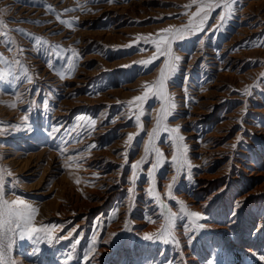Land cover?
<instances>
[{
	"label": "rangeland",
	"instance_id": "374dc122",
	"mask_svg": "<svg viewBox=\"0 0 264 264\" xmlns=\"http://www.w3.org/2000/svg\"><path fill=\"white\" fill-rule=\"evenodd\" d=\"M233 7L225 29L215 30L217 8L207 21L211 29L173 43L181 59L168 81L176 107L167 123L180 126L179 143L193 167L192 181L187 167L176 177L170 199L176 168L167 133L153 141L165 160L151 179L154 155L135 180L131 169L144 157L160 102L143 106V131L128 102L163 67V56L140 63L155 52L145 38L187 25L197 11L192 0H0L6 25L0 31L14 41L6 45L0 36V169L12 173H5L6 198L19 196L38 207L35 226H47L54 238L75 229L67 239L35 245L37 255L35 241L17 237L8 252L15 264H264V0H238ZM24 33L47 45H34ZM57 45L74 47L81 57L64 78L66 61L57 59ZM17 59L31 83L20 75ZM136 133L129 149L125 139ZM157 196L177 216L167 240L145 241L144 234L165 223ZM178 200L208 217L198 222L205 228L191 242L193 229ZM93 236L97 251L86 262Z\"/></svg>",
	"mask_w": 264,
	"mask_h": 264
},
{
	"label": "snow or ice",
	"instance_id": "6c2138e0",
	"mask_svg": "<svg viewBox=\"0 0 264 264\" xmlns=\"http://www.w3.org/2000/svg\"><path fill=\"white\" fill-rule=\"evenodd\" d=\"M104 2L112 3L113 0H104ZM192 3L196 5L197 11L192 14L187 25H184L180 28L169 27L167 29H163L160 33H157L155 38L151 36L145 38L153 44L155 47V52L150 59L141 61L140 63L147 66L152 64L154 60L163 56L165 58L163 61V67L160 68L159 77L155 81H153L151 84L146 83L143 86L144 90L142 95L135 96L131 101L128 102L130 111L133 109V106L138 110V112H134L133 114L136 117V127L139 128L140 131L144 130L143 123L141 121V114L145 112L146 109L143 106L146 105L150 99H155L160 102L155 126L152 131L148 133V140L144 147V157H142L140 161L132 163L131 169L133 178L135 180L136 173L142 170V165L147 162L149 155H154L155 159L151 165L152 171L148 173V178L151 179L153 172H155L159 167H162V162L165 160L164 154L155 147L153 141L161 133V131L167 133L173 141L172 146L174 148V153L172 156V163L176 168V175L173 176V183L168 185L167 195L170 199L174 198L173 186L176 182V177L181 174L184 167H187V179L192 181L191 169L193 167L191 163L185 158V154L188 151L187 147L179 143L184 141L183 135H180V126L177 125L176 127H170L167 123L168 117L174 112L176 107L173 98L168 93V81L170 80L171 75L177 71V66L181 59L179 55L173 52V43L182 41L188 36L205 32L206 27L211 29V26L207 25V21L210 17V13L217 8L222 9V11L218 13L219 23L216 25L215 30L225 29L228 21L234 17L236 9L233 7V5L238 3V0H192ZM185 7L190 8L191 5H186ZM49 11L54 10L49 7ZM70 11L73 10H65V12ZM185 15H187V12ZM56 18L60 21V23L67 24L69 27H73L75 24L74 21L61 20L60 15H57ZM0 27H6L3 20H0ZM17 31L22 30L18 29ZM24 34L29 35L36 46H40L41 44L47 45V41H43L41 37H32L31 34L28 33ZM0 36L5 37L4 42L6 45L14 43V41L8 37L7 32L0 31ZM137 39H139V37ZM201 47H203L202 40ZM55 49V55L57 59L61 60L62 62L66 61V63H64V67L67 69V72L62 74V78H64L65 75L70 76L75 71L78 61L81 58L79 52L74 47L63 49L59 45L55 46ZM20 51L23 52L24 50L20 49ZM0 59H3L2 55H0ZM5 63H7L6 60ZM14 63L19 66L20 75L24 76L28 82L31 83L32 77L28 75V68L19 59L15 60ZM49 67L55 71V67L51 64V62H49ZM7 74L12 75L13 73L11 70H8ZM261 75L264 76V74ZM16 78L19 79L20 77L17 76ZM244 94L251 95L248 89H245ZM10 107H15V105H10ZM43 107L45 110L48 109L49 105L47 100L43 102ZM129 118L131 119V116ZM24 120L27 121L28 117L25 116ZM95 124L96 120L91 119L89 122V128L94 130ZM26 130L31 131V126H29ZM53 131H59V129L54 128ZM136 135H139V133L129 134L125 139V145L129 149L134 146L133 141ZM96 147L97 146L93 144L89 146V149ZM236 147L237 145L234 144L233 148ZM127 162V154L125 153V163L127 164ZM5 173L7 176L12 175L10 170L0 169V264H15V261L8 257V252L13 247L17 237L20 240L35 241L33 255H37L40 252V248L36 247L35 245H39L40 243L44 242L50 244L53 239H67L73 235V231H75V229L67 233L65 237L54 238L47 226L36 227L34 221L39 211L38 207L19 196L13 200L6 198L4 191L6 180ZM77 183H79V181H77ZM129 191L131 192V189ZM153 191L154 189L151 187L148 189L149 194H152ZM155 199H157L160 208L162 209L160 216L164 219L165 223L161 225L159 232L154 234H144L143 240L151 242H155L157 240H167V238L171 236L170 228L177 216V214L173 213L170 208H166L158 196L155 197ZM177 204L179 205V212L190 220L193 232L192 235H189L188 239L191 242L195 239L196 230L205 228V224L198 222L206 220L208 217L205 213L189 211L188 206L183 201L178 200ZM236 207L238 208L239 205L237 204ZM55 227L56 226H52V229L54 230ZM115 235L116 234L113 233L112 237H115ZM108 242L109 241H103V243ZM74 243L79 244V240H76ZM96 245L97 239L95 236H93L91 240V247L85 254L86 262L88 258L97 251ZM71 259L72 257L69 256L68 260ZM213 264H219V261H214Z\"/></svg>",
	"mask_w": 264,
	"mask_h": 264
},
{
	"label": "bare ground",
	"instance_id": "6f19581e",
	"mask_svg": "<svg viewBox=\"0 0 264 264\" xmlns=\"http://www.w3.org/2000/svg\"><path fill=\"white\" fill-rule=\"evenodd\" d=\"M244 16V15H243ZM246 33V32H245ZM82 81V80H81ZM219 86V85H218ZM212 91V90H211ZM210 94V93H209ZM211 95V94H210ZM217 102V101H216ZM209 103V102H208ZM204 105V104H203ZM207 110V109H206ZM202 111V110H201ZM201 113V112H200ZM197 116V115H196ZM200 116H201V114H200ZM196 119V118H195ZM197 134V133H196ZM201 189H203V188H201ZM197 192V191H196ZM184 194V193H183ZM148 206V205H147ZM160 222V221H159ZM189 234V233H188ZM185 237V236H184Z\"/></svg>",
	"mask_w": 264,
	"mask_h": 264
}]
</instances>
